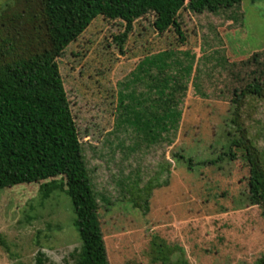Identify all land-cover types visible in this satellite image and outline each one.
<instances>
[{
  "label": "rangeland",
  "instance_id": "obj_1",
  "mask_svg": "<svg viewBox=\"0 0 264 264\" xmlns=\"http://www.w3.org/2000/svg\"><path fill=\"white\" fill-rule=\"evenodd\" d=\"M187 3L164 34L153 14L129 30L98 16L55 59L108 264L264 255L248 166L228 150L236 113L264 161V94L234 103L264 75V0L200 13ZM47 46L40 0H0V65ZM74 220L60 180L0 188V264H79Z\"/></svg>",
  "mask_w": 264,
  "mask_h": 264
},
{
  "label": "trees",
  "instance_id": "obj_2",
  "mask_svg": "<svg viewBox=\"0 0 264 264\" xmlns=\"http://www.w3.org/2000/svg\"><path fill=\"white\" fill-rule=\"evenodd\" d=\"M193 12L229 9L242 0H187ZM185 0H40L47 48L0 65V188L60 180L75 215L81 241L79 264H108L95 220L93 193L79 161V145L55 59L101 16L122 21L126 30L148 14L153 28L164 34L175 25ZM122 38L124 37L121 36ZM8 52H12L9 44ZM6 51L5 48H2ZM264 94L262 80L252 81L234 103ZM230 124L228 150L239 149L248 166V199L264 219V161L237 115ZM234 157V154H232ZM254 264H264V255Z\"/></svg>",
  "mask_w": 264,
  "mask_h": 264
}]
</instances>
